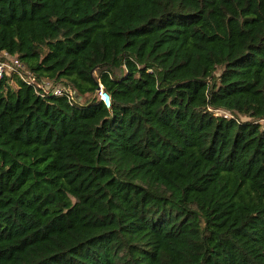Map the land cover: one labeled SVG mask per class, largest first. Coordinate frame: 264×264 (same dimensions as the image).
Instances as JSON below:
<instances>
[{
	"label": "trees",
	"instance_id": "obj_1",
	"mask_svg": "<svg viewBox=\"0 0 264 264\" xmlns=\"http://www.w3.org/2000/svg\"><path fill=\"white\" fill-rule=\"evenodd\" d=\"M5 54L0 264H264V0H0Z\"/></svg>",
	"mask_w": 264,
	"mask_h": 264
},
{
	"label": "built area",
	"instance_id": "obj_2",
	"mask_svg": "<svg viewBox=\"0 0 264 264\" xmlns=\"http://www.w3.org/2000/svg\"><path fill=\"white\" fill-rule=\"evenodd\" d=\"M5 56L6 57L4 60H0V78H3L5 75L9 74V72L11 71H17L24 81L29 82V83L34 81V75L31 72L27 73V75L24 76L20 71H18L16 67V65L18 64L15 58L12 57L13 59L9 60V55L5 54ZM37 86L42 88L44 92L51 91L54 95L66 94L68 97H73L72 90L68 88L66 89L63 86H59V85L52 86L51 82L49 81L38 82ZM97 92H98L99 99L103 102V104L106 107H109L110 97L108 93L103 89L102 85H99ZM224 115L228 116L227 113H225ZM261 121L263 122L264 119H262Z\"/></svg>",
	"mask_w": 264,
	"mask_h": 264
},
{
	"label": "rangeland",
	"instance_id": "obj_3",
	"mask_svg": "<svg viewBox=\"0 0 264 264\" xmlns=\"http://www.w3.org/2000/svg\"><path fill=\"white\" fill-rule=\"evenodd\" d=\"M10 59L12 60L13 58L9 56V60H10Z\"/></svg>",
	"mask_w": 264,
	"mask_h": 264
}]
</instances>
